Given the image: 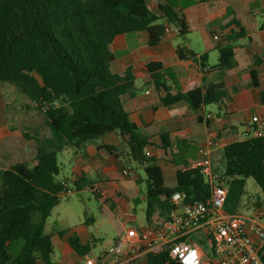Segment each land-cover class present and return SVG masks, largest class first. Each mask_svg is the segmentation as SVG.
Segmentation results:
<instances>
[{
	"label": "trees",
	"instance_id": "trees-1",
	"mask_svg": "<svg viewBox=\"0 0 264 264\" xmlns=\"http://www.w3.org/2000/svg\"><path fill=\"white\" fill-rule=\"evenodd\" d=\"M164 1L169 5L158 15L147 0H0V86H13L27 97L44 115L51 134L41 137L32 130L23 132L37 144L35 160L0 170V264H57L53 234L46 231L54 209L73 189L91 191L100 199L96 183L85 176L73 188L59 178V156L66 148L77 152L112 133L119 132L129 148L130 161L144 168L148 225L168 217L177 192L185 194L187 202L209 199V183L190 165L177 171L173 188L165 185L157 158L147 155L149 138L139 132L123 105V96L133 94L136 76L131 68L122 75L111 69L115 60L111 46L119 35L145 32L151 47L164 39L166 24L175 25L181 37L188 35L184 20L172 6L176 0ZM211 1L223 0H201ZM232 25L231 34L218 45L219 60L213 68L222 75L237 68L235 43L248 37L235 18ZM260 29L264 30V22ZM177 56L181 61L197 57L185 47H178ZM207 62L208 56H202V65ZM146 69L165 107L181 102L193 110L225 105L224 82H204L188 92H174L168 83L174 76L172 69L160 62H151ZM251 75L248 86L259 88L256 70ZM260 98L264 105V91ZM161 139L164 149H169L170 135L163 134ZM104 148L113 152L111 147ZM223 159V169L231 179L226 210L234 214L245 195L247 179H253L264 194V137L227 145ZM262 204L264 200L258 199L256 205ZM57 233L64 237L67 231ZM18 241L24 246L13 256L8 246ZM67 242L78 257L92 252V245L83 244L78 235L68 237ZM145 260V264H179L167 251L150 252Z\"/></svg>",
	"mask_w": 264,
	"mask_h": 264
},
{
	"label": "crops",
	"instance_id": "crops-1",
	"mask_svg": "<svg viewBox=\"0 0 264 264\" xmlns=\"http://www.w3.org/2000/svg\"><path fill=\"white\" fill-rule=\"evenodd\" d=\"M147 1L149 8L158 15L163 14L162 7L169 5L164 0ZM172 6L184 20L188 35L181 37L176 26L170 24L172 32L165 35L154 47L148 45L149 38L145 32L119 35L111 46L115 55L111 69L113 73L122 75L131 68L136 76L133 94L122 98L124 108L139 132L149 138L147 153L157 158V165L161 167L164 177L174 178V187L177 171L184 165L191 166L199 158V148L210 132L217 133L221 139V147L212 152L214 163L220 168L223 149L231 143L253 137V118L264 119V105L260 98L264 91V30L260 29L264 22V0H223L207 3L201 0H176ZM234 18L244 27L248 37L235 43L237 68L222 75L221 71L213 68L219 60L218 45L233 31ZM215 36L218 40L214 39ZM178 47L193 51L197 55L196 59L181 61L177 56ZM204 55L208 56L205 66L201 63ZM151 62H160L164 67L173 70V79H168V83L174 92H188L204 82H224L228 93L225 105L222 109L215 105L214 111L208 110V107L193 110L185 102L170 107L163 106L146 69ZM252 70H256L258 74L259 88L248 86L252 80ZM207 115L212 118L207 119ZM166 133L170 135L169 143L167 142L170 147L165 150L161 136ZM104 147H111L113 152L109 153ZM36 155V142L26 139L23 133L14 134L7 118L1 117L0 170L21 162H33ZM70 155L72 175L71 178L66 177L63 180L73 185L85 176L96 183L100 200L106 207L109 205L112 218L124 225V231L115 242L125 236L129 227L140 230L147 225V222L142 226L138 224L137 209L132 207V203L140 202L139 196L143 193L141 186L146 184V175L143 178L133 168V176H123L122 171L135 164L130 161L129 148L119 132L90 142L80 151L71 149ZM188 155L190 158H187ZM138 168L144 171V168ZM51 217L48 219L46 231L53 234L54 255L59 253V262L54 261L57 264H84L85 258L75 254L67 239L78 235L83 244H91L93 249L97 240L90 232V225L95 220H86L85 223L72 227L71 224L64 223L65 218L60 221L62 227L50 229ZM130 223L137 225L129 226ZM60 231L67 233L60 237L57 233ZM90 256H94L92 252Z\"/></svg>",
	"mask_w": 264,
	"mask_h": 264
},
{
	"label": "built area",
	"instance_id": "built-area-1",
	"mask_svg": "<svg viewBox=\"0 0 264 264\" xmlns=\"http://www.w3.org/2000/svg\"><path fill=\"white\" fill-rule=\"evenodd\" d=\"M171 32L172 27L166 24L165 35ZM252 123L253 137L263 138L264 119L254 117ZM220 147L219 135L210 132L191 165L211 187L207 201L187 202L185 194L175 193L165 220L140 230L128 229L104 254L89 255L84 264H145L148 253L161 251L169 252L179 264H264V204L245 214L226 210L231 179L216 167L212 157L213 150ZM122 174L131 177L134 170L127 166Z\"/></svg>",
	"mask_w": 264,
	"mask_h": 264
},
{
	"label": "rangeland",
	"instance_id": "rangeland-1",
	"mask_svg": "<svg viewBox=\"0 0 264 264\" xmlns=\"http://www.w3.org/2000/svg\"><path fill=\"white\" fill-rule=\"evenodd\" d=\"M208 110H213L215 105L207 106ZM211 108V109H210ZM7 118L10 130L16 135H21L23 132H37L41 137H49L50 130L45 124V117L40 112L36 111L34 104L25 96H23L15 87L10 85L0 86V118ZM71 149L66 148L59 156L61 172L59 178L63 180L66 177L71 178L72 175V157ZM74 150V149H73ZM178 160V156H176ZM190 158V155L187 156ZM220 168L224 167V159L220 162ZM135 171H138L143 178L145 173L136 165H132ZM165 185L173 188L174 178L164 177ZM73 188V185H71ZM143 193L139 196V203H132V207H136L138 216V224L146 223V207L145 191L146 184L141 186ZM258 199L264 200V194L260 187L253 179H247L245 187V195L241 202L238 212L247 213L253 207H256ZM110 207H106L104 203L97 198L91 191L77 192L73 189L72 193L62 197L61 202L56 207L53 216L50 220L49 228L62 227L60 221L66 218L65 224L78 226L80 223H85L86 220H95V223L90 225V232L97 240L92 249L94 256L104 254L114 243L115 239L124 231V225L121 221L112 218ZM81 219V220H80ZM137 225L130 223L129 226ZM131 228V227H129ZM49 230V229H48ZM50 232V230H49ZM24 246L23 241H18L9 244V253L13 256L18 255ZM54 260L59 262V253L54 255Z\"/></svg>",
	"mask_w": 264,
	"mask_h": 264
}]
</instances>
